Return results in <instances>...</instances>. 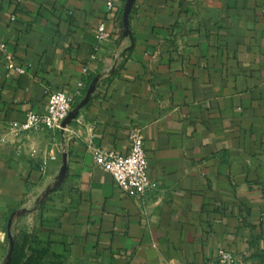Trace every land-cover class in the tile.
I'll return each instance as SVG.
<instances>
[{
    "label": "crops",
    "instance_id": "obj_1",
    "mask_svg": "<svg viewBox=\"0 0 264 264\" xmlns=\"http://www.w3.org/2000/svg\"><path fill=\"white\" fill-rule=\"evenodd\" d=\"M126 2L0 0V39L27 70L8 75L0 51V264L23 209L56 264H205L223 249L264 264V0H136L125 33ZM96 78L67 128L9 133L52 92L76 108ZM133 127L156 184L144 200L95 164L97 148L126 154Z\"/></svg>",
    "mask_w": 264,
    "mask_h": 264
},
{
    "label": "built area",
    "instance_id": "obj_2",
    "mask_svg": "<svg viewBox=\"0 0 264 264\" xmlns=\"http://www.w3.org/2000/svg\"><path fill=\"white\" fill-rule=\"evenodd\" d=\"M120 0H107V8L112 11ZM99 38L108 37L105 24L99 26ZM0 51L6 61L8 75L12 71L18 74L26 73V68L17 60L16 56L7 51V44L0 39ZM84 85V84H81ZM74 100L64 91H55L49 94L46 112L36 113L29 111L24 122H11L7 127L10 134L19 136L32 131L63 130L62 124L73 110ZM130 147L126 154L115 151H106L97 148L94 152L95 164L109 172L119 189L126 195L137 200H144L149 191L156 186L148 174L149 157L145 148L142 129L133 127L129 133ZM236 258L229 250H220L219 255L209 259L205 264H235Z\"/></svg>",
    "mask_w": 264,
    "mask_h": 264
},
{
    "label": "water",
    "instance_id": "obj_3",
    "mask_svg": "<svg viewBox=\"0 0 264 264\" xmlns=\"http://www.w3.org/2000/svg\"><path fill=\"white\" fill-rule=\"evenodd\" d=\"M136 0H127L126 5H125V9H124V26H125V33L129 32V27H130V13L131 10L133 8V5L135 3ZM99 78H96L92 84L89 87V90L87 92V95L85 97V99L76 107L74 108L70 114L68 115V117L64 120L62 127L65 129L67 128V126L74 120L77 118L80 109L86 105L88 103V101L90 100V97L92 95V93L94 92L95 88H96V84L98 82ZM67 175V155H64V163H63V167L61 169V172L58 176V182L56 183V186L61 185V183L65 180ZM54 189V188H53ZM53 189H49L48 192H51ZM27 212V210L23 209L20 211H16L13 212L9 218V222H8V237H9V242H10V251L8 254V258L7 259H11L12 255H13V250H14V244H15V240H14V236H13V232H12V228H13V224L15 219L18 216H22L23 214H25Z\"/></svg>",
    "mask_w": 264,
    "mask_h": 264
},
{
    "label": "rangeland",
    "instance_id": "obj_4",
    "mask_svg": "<svg viewBox=\"0 0 264 264\" xmlns=\"http://www.w3.org/2000/svg\"><path fill=\"white\" fill-rule=\"evenodd\" d=\"M32 207H30V209H32ZM31 213V210H28L25 214L15 219L12 228L13 236L16 237L19 245L23 243L25 236H28L29 246L35 248V250L38 248L35 254L36 259H34L31 264H53L54 262L51 261L49 256H45V254L41 256V249H39V244L35 241L36 236H38L36 234V218ZM27 254H32V251L27 250Z\"/></svg>",
    "mask_w": 264,
    "mask_h": 264
},
{
    "label": "trees",
    "instance_id": "obj_5",
    "mask_svg": "<svg viewBox=\"0 0 264 264\" xmlns=\"http://www.w3.org/2000/svg\"><path fill=\"white\" fill-rule=\"evenodd\" d=\"M9 217H7V224L9 222ZM8 229V225H7ZM8 234V230H7ZM9 238V237H8ZM15 244H14V250H13V255L11 259H7L5 264H31V262L36 259L35 254L38 251V248L35 250V248H32L29 246V241H28V236H25L23 243L19 245L16 237L14 236ZM35 241L37 244H39V249H41V256H49L51 258V261H53V256L49 250L48 247H44L42 241L39 239L38 236H36ZM28 251H32V254H27ZM53 264H56L55 262Z\"/></svg>",
    "mask_w": 264,
    "mask_h": 264
}]
</instances>
